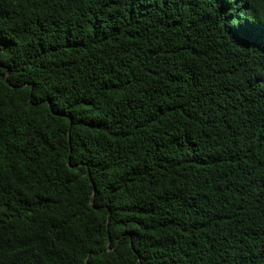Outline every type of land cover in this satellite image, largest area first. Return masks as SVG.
<instances>
[{
  "label": "trees",
  "instance_id": "obj_1",
  "mask_svg": "<svg viewBox=\"0 0 264 264\" xmlns=\"http://www.w3.org/2000/svg\"><path fill=\"white\" fill-rule=\"evenodd\" d=\"M0 264H264V0H0Z\"/></svg>",
  "mask_w": 264,
  "mask_h": 264
}]
</instances>
